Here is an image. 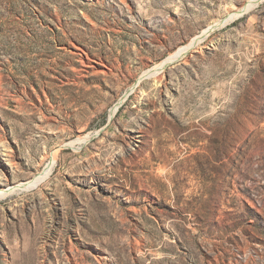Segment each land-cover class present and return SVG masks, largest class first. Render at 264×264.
<instances>
[{
  "label": "rangeland",
  "instance_id": "1",
  "mask_svg": "<svg viewBox=\"0 0 264 264\" xmlns=\"http://www.w3.org/2000/svg\"><path fill=\"white\" fill-rule=\"evenodd\" d=\"M249 1L0 0V264H264V1L110 120Z\"/></svg>",
  "mask_w": 264,
  "mask_h": 264
},
{
  "label": "bare ground",
  "instance_id": "2",
  "mask_svg": "<svg viewBox=\"0 0 264 264\" xmlns=\"http://www.w3.org/2000/svg\"><path fill=\"white\" fill-rule=\"evenodd\" d=\"M263 1L264 0H250L248 2V4L242 6L239 9H236V10L231 9L232 11L230 12V14L227 17L222 18V19H218L212 25H210L206 29H204L201 32V34L194 36L188 42V44H186L183 47H180L177 51H175L174 53L169 55L163 62L161 61V63L158 66L154 67L153 69H151L147 72H144V74L142 73L143 75L139 78V81L136 82L132 87H130L129 90H127L125 92L124 97L113 107L112 112H111L112 117L117 112V106L119 104H121L130 95V93H132L133 90H135L137 88L139 82H141L142 80H144L146 78H150V77L155 78L158 74H160V72L162 70H164L167 67V65L171 66L172 64L177 63L179 60L183 59L186 55H188L194 47L205 42L207 40V38L211 35V33L219 30L221 27H223L224 25H226L228 22L232 21L236 17H239V16L242 17L243 15H239L242 12H245V14H248L251 10H253V7L255 5H257L258 3L263 2ZM91 139L92 138H90V136H86L82 140L80 139L79 141L82 144H85V143L88 144V142H90ZM73 145H74V143L67 144L68 147L73 146ZM55 154H54V156H55ZM54 164L55 163H47L45 168H44V171L42 170L43 172L39 176L35 177L33 180H30V181L25 182V183H19L15 186L0 190V198L12 196L16 193L28 192V191L34 190L38 185H40L41 182H43V180L45 178H47L48 174L51 173Z\"/></svg>",
  "mask_w": 264,
  "mask_h": 264
},
{
  "label": "water",
  "instance_id": "3",
  "mask_svg": "<svg viewBox=\"0 0 264 264\" xmlns=\"http://www.w3.org/2000/svg\"><path fill=\"white\" fill-rule=\"evenodd\" d=\"M245 14V12H242L241 14H239V15H244ZM172 66V65H171ZM170 67V65H167V69ZM123 103H121V104H119L118 106H117V110L119 109V107H121V105H122ZM113 117L111 116V118H110V120L112 119ZM98 135H100V133L98 134ZM98 135H95L93 138H96V136H98ZM93 138L91 139V140H93Z\"/></svg>",
  "mask_w": 264,
  "mask_h": 264
}]
</instances>
